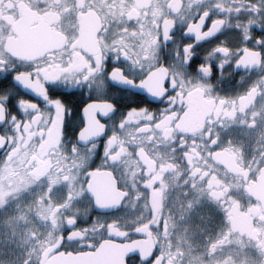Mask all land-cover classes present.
Masks as SVG:
<instances>
[{
	"label": "snow or ice",
	"instance_id": "6c2138e0",
	"mask_svg": "<svg viewBox=\"0 0 264 264\" xmlns=\"http://www.w3.org/2000/svg\"><path fill=\"white\" fill-rule=\"evenodd\" d=\"M4 3L5 0H0V9ZM57 7H67L69 17L86 10L78 0ZM99 7L109 12L115 9L121 19V9L131 10L130 18L138 10L137 27L129 32L121 25L118 38L114 37L111 44L105 42L99 52L88 53L82 61L75 56L79 51L76 48L66 50L67 58L53 56L46 60L8 48H4L0 55V148L14 149L32 133H40L43 141L48 129H52L59 133L55 151L64 153L57 160L58 175L51 181L47 199H51L59 181L66 191L57 207L65 210L51 220L47 240L51 247L38 250V257L76 256L94 250L98 242L92 234L98 232L104 233L105 238H113V230L118 229L115 238L131 240L151 236L155 225L158 237L163 221L164 196L169 185L161 174L162 170L159 167L153 169L143 157L148 155L163 162L171 152L174 160L175 147L180 141H183L180 147L184 149L185 159L190 152L200 154L201 144L196 141V132H188L179 126L181 117L190 111L193 94L213 109L206 113L204 125L198 130L208 156L215 159L234 149L233 141L226 140L225 135L230 127L229 121L235 122L236 113L242 112L245 119L240 122L249 129L245 135L260 137L261 147L257 150L260 160L250 175L255 179L256 173L264 172V106L258 109L255 103L258 95L264 104V74L237 98L221 97L214 92L211 83L217 68L223 73L228 68L255 67L264 73V0H244V3L233 0L232 4L227 0H169L159 5L111 0ZM154 7L160 9L158 14H152ZM233 12L237 15L247 13V22L234 25ZM256 17H260L261 31L251 27L258 23ZM177 21L184 25L186 39L182 45L173 37ZM229 37L238 39L239 46L233 47L228 42ZM212 39L216 43L203 61H199L195 47ZM166 42L174 44L175 59L171 63H165L161 58V46ZM106 50L110 54H106ZM109 60L121 64L106 70ZM118 86L135 89L132 95L140 103L124 106L127 110L121 112L122 105L113 99V95L119 94L120 100L128 97L124 95V87ZM83 88L87 89L86 99L84 92L76 91ZM237 99L248 103L237 105ZM153 105L162 106L153 109ZM249 114L250 122L247 119ZM217 124L224 134L218 129L214 131ZM69 134H74V139ZM66 136L69 139H65ZM190 138L191 144L188 143ZM149 144L154 149L151 153L147 148ZM235 150L239 152V149ZM96 160L100 161L99 164ZM68 161L71 166L67 165ZM182 167L174 163L167 165L178 182L183 178ZM187 171L191 179H184L179 185L182 188L189 186L182 193L181 212L191 213L202 197H209L230 219L231 203L224 198L230 194V189L221 185V191H217L211 183V173H202L195 165ZM224 171L227 174L228 169ZM98 173H105L109 178L113 193L110 200L96 191L94 177ZM81 174L85 177L83 181L80 180ZM85 198L86 207L79 209L77 201ZM126 201L146 207L147 215L122 222L118 216L105 214ZM225 204L228 207H224ZM25 216L20 210L19 215L12 218L13 222L18 224ZM81 216H90V223L83 225ZM163 222L166 226L167 221ZM172 224L175 227L176 221L172 220ZM26 238L30 242L37 239L34 234H26ZM260 254L264 256V250ZM37 264H45V260L38 259ZM125 264H166L164 250L155 245L150 253L143 255L133 250L126 255Z\"/></svg>",
	"mask_w": 264,
	"mask_h": 264
},
{
	"label": "flooded vegetation",
	"instance_id": "af4514ba",
	"mask_svg": "<svg viewBox=\"0 0 264 264\" xmlns=\"http://www.w3.org/2000/svg\"><path fill=\"white\" fill-rule=\"evenodd\" d=\"M111 0H78L85 11H77L69 17L67 7L59 9L57 5H68L71 0H5L0 9V55L3 49L8 48L13 52L25 56H39L49 59L53 56L67 58V49L76 48L78 60H83L88 53L99 52L102 45L111 44L113 38H118L122 32L121 25L127 27L129 32L137 27L136 10L129 17V11L121 9L123 18L115 9L109 12L103 11L99 5L110 3ZM129 4L159 5L169 0H124ZM191 2V0H185ZM244 3V0H237ZM232 4L233 0H227ZM96 4L97 7H87ZM160 9L153 8V15ZM247 13L237 15L232 13V23L243 25L247 22ZM258 23L252 25L256 31L259 28L260 17H256ZM184 25L177 21L174 29V41L181 44L185 41ZM233 47L239 46L238 39L229 37L228 41ZM216 43V40L201 42L195 47V56L203 61L207 52ZM83 54V55H81ZM106 54H110L106 50ZM161 58L165 63H171L175 59L174 44L166 42L161 46ZM121 62L108 61L106 70L111 66H119ZM215 64V62H214ZM195 74L193 69L188 70ZM261 74L260 69L228 68L225 72L216 69L211 83L214 92L221 97L237 98L245 94L250 85ZM243 77V79H241ZM124 87V95L128 99L120 100L119 94H114L113 99L122 107L121 112L126 111L124 106H135L140 103L132 94L135 89ZM84 92L87 98V89H76ZM179 103V101H177ZM248 103L247 100H236V104ZM257 108L264 106L259 96L255 99ZM162 105H153V109ZM213 109L199 96L193 94L190 100V111L181 117L179 126L188 132H196V141L201 144L200 154L191 153L187 159L184 157V149L180 147V141L175 147L173 155L163 162L153 160L150 156L143 157L145 163H150L153 169L159 167L165 182L169 187L164 196L163 221L156 235L155 225L153 233L147 238L121 240L115 238L119 230H113V238H105L104 233L92 234L98 246L94 250H88L82 255L66 256L57 255L51 258L38 257L36 252L42 248H50L47 243L48 232L51 231V220L54 216L64 212V208H58L57 202L65 186L57 182L50 200L47 193L52 187L51 181L55 180L58 172L57 160L64 153H57L55 146L59 142L58 130L48 129L46 138L41 141L40 133L29 134L26 140L17 143L14 149L0 148V264H37L38 259H44L45 264H125V257L133 250L141 255L150 253L153 245L157 249L164 250L166 264H264V256L260 253L264 250V172L256 173L253 179L250 171L257 167L260 156L257 150L261 147L260 137L253 138L245 135L249 129L240 121L245 119L244 113L237 112V120L229 121L230 127L225 139L233 141L234 149L223 152L217 158L208 156L203 148V142L199 137V128L203 127L206 113ZM226 110H229L226 108ZM118 119V117H117ZM251 121V114L247 117ZM224 134V130L217 124L214 128ZM79 129H77L78 131ZM254 131V130H252ZM74 139V134H69ZM206 137V133H205ZM69 139V137H65ZM70 142V140H69ZM192 143L191 138L188 141ZM148 152L154 151L153 146H147ZM163 150V145H160ZM235 149H239L237 152ZM215 151V149H213ZM6 153L8 154L6 156ZM99 160L96 163L99 164ZM174 163L183 166V178L178 182L174 172L167 169V165ZM71 166V162H67ZM198 167L202 173H211V183L217 191H221V185L230 189V194L225 199L231 203V218L227 219L221 211L220 205L209 197H202L191 213H182L180 200L183 199V191L188 185L180 187L184 179H191L187 169ZM224 169H228L227 174ZM118 178L120 172H117ZM80 175V180H84ZM199 179V176L196 177ZM96 191L106 200H110L113 193L110 188L109 178L105 173H98L94 177ZM5 203L7 206L5 207ZM155 200L153 207H155ZM17 205L26 216L19 223L13 222V207ZM87 205V198L77 201V207L83 209ZM224 207H228L227 204ZM108 216H118L122 222L140 219L147 215V208L136 205L134 202H125L119 208L105 213ZM47 218V219H46ZM171 218V219H169ZM176 221V226L172 224ZM83 225L90 223V216H81ZM27 235L34 234L37 239L29 241ZM134 236V234H133ZM88 243V241H84Z\"/></svg>",
	"mask_w": 264,
	"mask_h": 264
},
{
	"label": "rangeland",
	"instance_id": "374dc122",
	"mask_svg": "<svg viewBox=\"0 0 264 264\" xmlns=\"http://www.w3.org/2000/svg\"><path fill=\"white\" fill-rule=\"evenodd\" d=\"M13 218L14 217H16V216H18L19 215V213H20V210H19V208H18V206L17 205H15L14 207H13Z\"/></svg>",
	"mask_w": 264,
	"mask_h": 264
}]
</instances>
